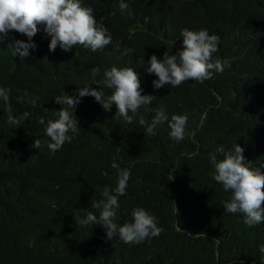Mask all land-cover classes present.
Masks as SVG:
<instances>
[{
	"label": "trees",
	"instance_id": "16d2710c",
	"mask_svg": "<svg viewBox=\"0 0 264 264\" xmlns=\"http://www.w3.org/2000/svg\"><path fill=\"white\" fill-rule=\"evenodd\" d=\"M203 1L202 15L187 13L193 0H184L180 8L179 0H124L128 4L124 10L121 0L102 3L108 4L106 26L114 38L137 31L139 46L127 62L143 71V60L146 63L151 53L173 51L167 40H175L183 27L202 25L218 35L220 43L239 39L247 22L264 29V0ZM172 9L176 12L162 32ZM253 53L264 54V45ZM241 55L236 49L233 58ZM93 64L104 66L97 61L87 63L79 76L96 86L101 71L94 74ZM246 79L263 87L264 77L250 75ZM23 81L37 87V100L35 106L28 107V119L16 127L0 111V143L6 148L0 152V264H247L256 257L264 258L260 251L264 223L248 227L243 214L237 217L224 210L231 192L213 179L210 162L217 147L227 151L236 142L264 152V105L258 99L246 101L231 121L222 122L209 87L226 81L185 82L154 95L157 102L161 96L170 98L182 88L187 90L177 107L188 117L182 141L173 140L171 129L165 126L151 136L139 122L121 126L96 108L95 126L80 130L53 154L38 118L51 115L56 83L45 67L28 74L18 71L0 44V85L9 90V101L10 85ZM221 97L227 110L245 102L242 94ZM9 105L14 117L22 116L21 100L15 97ZM36 139L41 141L39 148L33 144ZM216 156L217 160L223 158L219 153ZM113 164L131 173L126 195L119 197L116 222H131L133 209L142 207L163 228L159 236L125 244L118 235L107 240L99 224L81 225L88 213L99 218L101 209L93 203L103 199L105 187L111 190L117 186L118 169ZM234 260L244 263H232Z\"/></svg>",
	"mask_w": 264,
	"mask_h": 264
},
{
	"label": "clouds",
	"instance_id": "9594fccd",
	"mask_svg": "<svg viewBox=\"0 0 264 264\" xmlns=\"http://www.w3.org/2000/svg\"><path fill=\"white\" fill-rule=\"evenodd\" d=\"M184 0H179V8ZM203 0H193L187 13L202 15ZM128 4L121 0L120 8ZM108 4L102 0H0V44L10 55L14 68L25 74L45 67L56 83L51 99V115L38 118L40 131L45 130L50 142V151L58 150L70 143L80 130H91L95 126V109L105 112L109 119L121 126L138 123L145 127L148 135L154 136L157 129H171L170 136L182 141L186 136L188 117L177 107L187 90L182 88L173 97L154 102L155 94L162 90L179 88L185 82L203 83L223 78L222 85H211L209 90L222 113V122L231 121L246 101L258 99L264 105L263 87L247 81L250 75L264 77V54L253 53L254 48L264 45V29L246 23L244 34L231 43H220V37L208 32L202 25L194 28L183 27L175 40H167L173 46L172 52L151 53L143 71L130 65L127 60L136 52L139 42L136 30L114 38L106 26ZM170 10L161 31L169 28L168 20L175 14ZM220 43V46H219ZM236 49L241 57L234 59ZM112 51L113 56H106ZM94 61L93 73L101 71L99 82L91 86L81 80L79 73L87 63ZM232 80V83L227 81ZM12 102L21 100L22 116L14 117L8 104L9 90L0 85V111L7 122L20 127L29 116L28 107L37 100V87L23 81L11 84ZM200 91H198L199 93ZM231 93L242 94L245 102L227 110L221 96ZM45 111H48L45 109ZM2 124L0 122V128ZM35 148L41 141H33ZM6 149L0 143V152ZM223 156L217 160L216 154ZM214 166L213 179L222 184L224 191L231 192V198L224 210L239 217L244 215L248 227L264 223V152L243 142H236L230 150L217 147L210 156ZM118 169L115 189L105 187L103 199L93 203L101 209L99 218L88 213L80 220L81 225L99 224L105 229L107 240L117 236L125 244H139L146 239L157 237L163 231L157 218L142 207L132 211V221L122 225L117 221L119 197L126 195L130 170ZM176 213L178 210L175 208ZM93 228V227H92ZM178 230L180 229L178 223ZM190 234V233H189ZM203 235V233H201ZM204 236V235H203ZM260 251L264 252V243ZM244 263L241 261H231ZM264 264V258L246 262Z\"/></svg>",
	"mask_w": 264,
	"mask_h": 264
}]
</instances>
